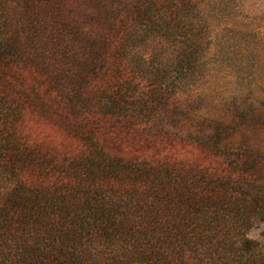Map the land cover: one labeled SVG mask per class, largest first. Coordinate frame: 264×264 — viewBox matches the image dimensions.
Returning a JSON list of instances; mask_svg holds the SVG:
<instances>
[{"label":"trees","instance_id":"trees-1","mask_svg":"<svg viewBox=\"0 0 264 264\" xmlns=\"http://www.w3.org/2000/svg\"><path fill=\"white\" fill-rule=\"evenodd\" d=\"M258 4L0 0V264H264V153L192 99Z\"/></svg>","mask_w":264,"mask_h":264},{"label":"rangeland","instance_id":"rangeland-1","mask_svg":"<svg viewBox=\"0 0 264 264\" xmlns=\"http://www.w3.org/2000/svg\"><path fill=\"white\" fill-rule=\"evenodd\" d=\"M256 7L255 12L258 13L250 20L239 19L240 25L251 23L250 29L253 31L249 38L250 46L247 49L244 47L239 54L240 60H249L248 71L246 68L237 70L231 65H211L212 68L206 70L204 84L195 88L192 99L195 100L198 93H202V100L199 101L202 104L201 113L238 124V130L230 139L231 144L245 143L255 151L264 153V4ZM235 97L237 104L244 105L240 110L253 108L245 118H240L230 104ZM186 128L194 129L190 125Z\"/></svg>","mask_w":264,"mask_h":264}]
</instances>
